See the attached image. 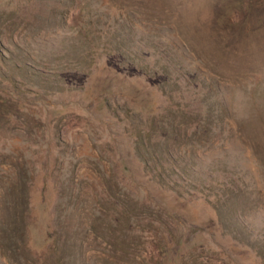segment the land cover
<instances>
[{
	"label": "rangeland",
	"instance_id": "obj_1",
	"mask_svg": "<svg viewBox=\"0 0 264 264\" xmlns=\"http://www.w3.org/2000/svg\"><path fill=\"white\" fill-rule=\"evenodd\" d=\"M0 108V264H264V0H14Z\"/></svg>",
	"mask_w": 264,
	"mask_h": 264
},
{
	"label": "trees",
	"instance_id": "obj_2",
	"mask_svg": "<svg viewBox=\"0 0 264 264\" xmlns=\"http://www.w3.org/2000/svg\"><path fill=\"white\" fill-rule=\"evenodd\" d=\"M13 10L14 0H0L1 12ZM91 56L92 55H90L89 63L87 64V72L84 76L85 83L80 86V89H78L81 94L89 93L90 95L98 96L103 93H109L118 90L122 96L131 99L133 109L136 111L144 113L147 117L158 113L159 108L152 107V104L154 105L155 103L154 95L151 89V84L147 80L137 75L120 73L110 63L98 64L97 60ZM0 110L3 112L2 108H0ZM147 130L148 132H142L138 130L137 133H134V142L136 145H138L137 148L145 144L144 140L148 137L151 126L147 128ZM143 133H146V136H144ZM162 174L163 172L161 169L154 173L156 178H159ZM152 187L153 189H156L159 194L165 197L173 196L175 201L181 204V207L191 204V202L197 200L200 197L197 191H192L188 193V196L183 198L180 194L174 193V191H171V194H168L164 192L162 185H160L158 182L153 183ZM24 211H27V202L24 206ZM23 244L25 245V242H23Z\"/></svg>",
	"mask_w": 264,
	"mask_h": 264
}]
</instances>
